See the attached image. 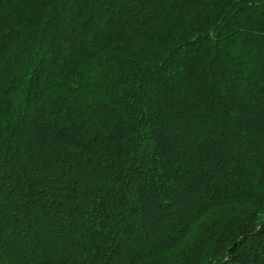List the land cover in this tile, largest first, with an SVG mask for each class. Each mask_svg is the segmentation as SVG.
<instances>
[{
  "label": "trees",
  "instance_id": "1",
  "mask_svg": "<svg viewBox=\"0 0 264 264\" xmlns=\"http://www.w3.org/2000/svg\"><path fill=\"white\" fill-rule=\"evenodd\" d=\"M0 264H264V0H0Z\"/></svg>",
  "mask_w": 264,
  "mask_h": 264
}]
</instances>
